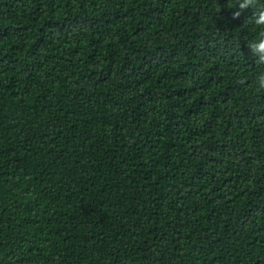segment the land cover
Returning <instances> with one entry per match:
<instances>
[{"label": "trees", "instance_id": "1", "mask_svg": "<svg viewBox=\"0 0 264 264\" xmlns=\"http://www.w3.org/2000/svg\"><path fill=\"white\" fill-rule=\"evenodd\" d=\"M236 2L0 0V264H264Z\"/></svg>", "mask_w": 264, "mask_h": 264}, {"label": "clouds", "instance_id": "2", "mask_svg": "<svg viewBox=\"0 0 264 264\" xmlns=\"http://www.w3.org/2000/svg\"><path fill=\"white\" fill-rule=\"evenodd\" d=\"M237 10L232 13L234 19L239 18L241 10L252 8V24L256 27V39L248 42L247 46L252 53L257 57L256 63L264 65V0H237L233 7ZM244 84L248 81L244 80ZM257 92H264V70L256 74L255 78Z\"/></svg>", "mask_w": 264, "mask_h": 264}]
</instances>
